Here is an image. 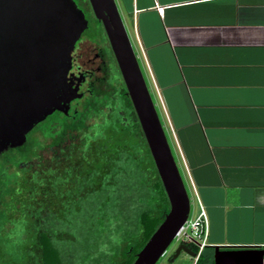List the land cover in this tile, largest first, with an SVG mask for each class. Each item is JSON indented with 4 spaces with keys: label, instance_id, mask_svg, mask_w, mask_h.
Listing matches in <instances>:
<instances>
[{
    "label": "crops",
    "instance_id": "crops-1",
    "mask_svg": "<svg viewBox=\"0 0 264 264\" xmlns=\"http://www.w3.org/2000/svg\"><path fill=\"white\" fill-rule=\"evenodd\" d=\"M116 3L161 91L195 218L208 219L201 264L264 249V0ZM183 253L176 264H197Z\"/></svg>",
    "mask_w": 264,
    "mask_h": 264
},
{
    "label": "water",
    "instance_id": "water-1",
    "mask_svg": "<svg viewBox=\"0 0 264 264\" xmlns=\"http://www.w3.org/2000/svg\"><path fill=\"white\" fill-rule=\"evenodd\" d=\"M101 21L167 194L170 211L133 264H157L191 214V198L116 0H89ZM88 28L75 0H0V156L79 97L69 83L72 51ZM182 251L197 253L181 244ZM264 249L221 251L216 264H261Z\"/></svg>",
    "mask_w": 264,
    "mask_h": 264
},
{
    "label": "flooded vegetation",
    "instance_id": "flooded-vegetation-1",
    "mask_svg": "<svg viewBox=\"0 0 264 264\" xmlns=\"http://www.w3.org/2000/svg\"><path fill=\"white\" fill-rule=\"evenodd\" d=\"M80 9L88 20V28L72 51V65L68 75L69 83L76 89L79 97L71 101L67 113L56 111L50 116L67 117L73 124L74 113L85 109L91 117L89 125L93 129L109 135L111 129L118 130L117 132H122L129 138L140 140L141 134L129 114L127 97L131 104L132 101L105 28L94 13L97 24L91 22L84 8ZM50 125L54 126L47 128H52L50 136L42 131H34L35 129L27 134L26 142L33 143L28 153L21 156L17 150L10 148L12 152L7 150V155L0 156V171L3 170L2 173L11 179L9 187L13 189L6 201H0V210L6 207L7 221L5 230L0 233V240L1 236L19 229L26 237V229L30 224L26 219L30 220L27 215H31L30 207L34 201L31 188L35 182L40 183V195L39 200L34 201L33 212L40 209L39 215L33 213L37 216L32 215L31 223L44 224V216L49 213L47 197L51 195L53 198L49 199H54L58 207L63 201L68 204L65 192L73 195L79 178L88 175L89 170L93 169L91 166L94 159L89 149L94 137L79 136L76 129L62 135L58 122ZM148 173L154 177L152 169ZM73 200L71 198L70 201ZM4 240L9 243L11 236L7 235Z\"/></svg>",
    "mask_w": 264,
    "mask_h": 264
},
{
    "label": "rangeland",
    "instance_id": "rangeland-1",
    "mask_svg": "<svg viewBox=\"0 0 264 264\" xmlns=\"http://www.w3.org/2000/svg\"><path fill=\"white\" fill-rule=\"evenodd\" d=\"M125 24L190 195V219L193 220L195 218L196 200L186 168L174 141L168 121V114L162 105L161 91H156L144 55L135 40V34L130 24L128 22ZM128 142V145L134 148L131 151V156L127 152L121 154V156L119 155V160L114 161L111 166L112 159L109 155L112 153L107 156V167L110 166L112 173H108L103 178L104 186L102 190L95 193L89 191L100 182L96 178V175L100 173L97 171V174H92L91 178L85 183H83L82 177H80L73 191V195H70V192H65L67 202L71 205V208L67 211L65 224H60L59 229L67 232L68 236L66 237L72 241L70 244L75 246V249L66 250L65 253L69 260H72V264H112L121 257L126 246L134 244V242L139 240L138 219L141 212L151 208L156 202L153 198L154 191L152 187L156 179L151 173L146 172L145 165H149V160L145 155L144 147L141 145L140 140L136 138L133 139V142ZM94 163L97 165L102 164L101 162ZM4 182L8 185L10 182L9 177ZM47 198V211L49 213L45 214L44 218L47 217L48 220L50 218L55 219L60 215V207L55 205L54 199H49L53 198L51 195ZM71 198L74 199L72 202L70 201ZM32 200L36 201L35 196ZM34 201H32V206L30 207L31 215H27L30 220L26 219V222L31 223L33 221L32 215H35L33 213L38 214V209H40L37 208L33 212ZM50 203L53 204L50 206ZM7 235L11 236L9 243L6 240V242L0 241V256L5 257L0 261V264H30L29 256L24 253L25 247L29 244V240L24 236L22 230L19 229L13 233H7ZM7 235L1 236V239L4 240ZM181 242V239H176L167 250L165 256L157 264H172L170 259L174 257ZM184 257L185 255L183 253L181 257L175 260V264Z\"/></svg>",
    "mask_w": 264,
    "mask_h": 264
},
{
    "label": "trees",
    "instance_id": "trees-1",
    "mask_svg": "<svg viewBox=\"0 0 264 264\" xmlns=\"http://www.w3.org/2000/svg\"><path fill=\"white\" fill-rule=\"evenodd\" d=\"M78 3H77V2ZM78 7L84 8L86 11L87 17L91 20L93 24H97V20L94 18L93 12L91 10L89 0H75ZM79 7V8H80ZM128 99V109L129 114H131L135 126L139 130L141 137L140 143L144 147L145 155L148 158V164L145 165L146 172H151V169L155 176V182L153 183V198L156 200L155 204L151 206V208L144 210L141 212L138 219L139 226V240L134 242L129 246H126L121 257L112 264H133L137 258V254L144 248L146 243L149 241L151 236L155 233L157 228L164 221L165 216L170 211V203L165 192L162 181L159 177L158 171L156 169L154 160L151 156V152L149 150L147 141L141 129L138 117L132 107L129 97ZM75 123L71 124V120L67 117L60 118L58 115L49 116L46 120L38 124L34 129V131H42L46 133V135L50 136L51 129H47L49 126L54 127L52 122H58L60 126L61 134L64 135L67 131L76 129L79 136H87L88 138L94 137L93 145L89 149V153L91 157H93L94 162H101V165L93 164L91 166V170H89L88 175H83L82 180L83 183L87 182L91 175H96V178L100 181L95 186H93L91 193L98 192L103 188V178L109 173H112V169L110 166L114 161H118L121 154L129 153L131 156V151L134 149L131 145H128V141H132L134 138H129L128 135H125L122 132H117L118 130L111 129L110 135L108 133H103L98 129H93L90 127L89 123L91 121V117L88 114L87 110L79 111L78 113H74ZM56 126V125H55ZM116 129V128H115ZM115 131V132H114ZM138 143V141H137ZM33 143L25 142L22 146L16 147L13 150H17L18 154L21 156L28 153L27 151L31 149ZM12 152V150H9ZM143 151V152H144ZM112 153V154H110ZM3 154H8L4 152ZM110 154V155H109ZM111 156L110 166L107 167V156ZM120 155V156H119ZM18 163V162H17ZM16 163V165H18ZM3 171V170H2ZM0 171V201H6L8 196L12 194L13 189L10 186L11 179L8 185L4 182L8 176ZM59 192V191H58ZM89 193V192H88ZM31 195L35 196L36 200H39L40 195V183L35 182L31 188ZM70 204H67L63 201L60 205V215L57 218H50L49 220L46 217V222L43 223H30L26 229V237L28 238V245L25 247V255L29 256L30 264H72V260H69L67 255H65L66 250H73L75 246L71 245L72 242L66 236L67 232L65 230L59 229L60 224H65L67 219V211L71 208ZM6 207L0 210V233L5 230L7 225L6 219ZM39 215V214H38ZM51 216V215H50ZM52 217V216H51ZM66 226V225H65ZM1 242L5 240H0ZM6 242V241H5ZM185 246L191 248L193 251L198 253L199 248L191 243L182 242ZM70 257V256H69ZM5 258L4 256H0V261ZM203 262V255L201 254L197 264H201Z\"/></svg>",
    "mask_w": 264,
    "mask_h": 264
},
{
    "label": "built area",
    "instance_id": "built-area-1",
    "mask_svg": "<svg viewBox=\"0 0 264 264\" xmlns=\"http://www.w3.org/2000/svg\"><path fill=\"white\" fill-rule=\"evenodd\" d=\"M162 105L164 107L163 101ZM207 233L208 219L205 211L202 209L201 213L196 218H194L193 220H191L190 218L188 219L186 224L180 230L176 239H181L182 242L196 245L199 248L196 256L199 257L202 249L206 244Z\"/></svg>",
    "mask_w": 264,
    "mask_h": 264
}]
</instances>
